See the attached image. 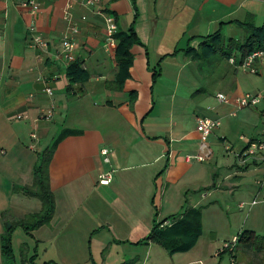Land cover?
Segmentation results:
<instances>
[{
  "label": "crops",
  "instance_id": "obj_1",
  "mask_svg": "<svg viewBox=\"0 0 264 264\" xmlns=\"http://www.w3.org/2000/svg\"><path fill=\"white\" fill-rule=\"evenodd\" d=\"M25 1L0 0V264L10 229L12 264H264V249L251 242L220 252L246 232L264 243V153L239 159L250 143H264V128L242 136L243 112L251 110L232 104L257 96L264 118V59L251 74L238 57L194 62L184 53L217 31L242 41L239 23L264 26V0H44L35 13L22 8ZM106 16L118 32L132 26L139 42L121 89L113 84L116 43H106ZM69 24L77 29L74 61L88 75L82 84L69 82V64L58 57ZM33 35L44 51L30 45ZM200 118L220 125L208 137L209 158L187 162L198 153ZM53 146V215L26 231L18 222L41 203L16 188L32 185ZM107 173L110 182L101 185ZM197 209L199 235L188 251L138 244Z\"/></svg>",
  "mask_w": 264,
  "mask_h": 264
},
{
  "label": "trees",
  "instance_id": "obj_2",
  "mask_svg": "<svg viewBox=\"0 0 264 264\" xmlns=\"http://www.w3.org/2000/svg\"><path fill=\"white\" fill-rule=\"evenodd\" d=\"M244 31L242 41L224 39L219 31L207 36L199 45L197 50L186 49L185 56L194 62H207L211 60H228L236 58L242 60L255 51L264 50V26L256 28L251 19L238 24ZM113 38L116 42L114 60L118 69L114 80L117 89H121L123 83L128 79V70L132 64L130 50L138 46L139 42L135 37L131 26L126 33L118 32L116 29ZM159 76V73L152 74V81ZM66 77L70 83L82 84L87 81L88 75L79 64L74 61L66 68ZM53 147L45 151L40 159L39 165L34 169L33 183L30 187L16 188L25 196L35 198L41 203V210L35 215H30L18 222L24 230L30 231L49 223L53 215V197L48 187L47 167L53 152ZM28 225L29 228H25ZM200 230V210H190L182 218L175 220L174 224L165 230L159 226L154 227L146 238L138 244L152 242L170 254L188 251L194 244ZM11 229L5 232L1 238V252L5 264H12V250L10 244ZM238 243L251 242L257 246V250L264 249V243L259 237L246 232L237 239ZM222 253L231 254L228 251Z\"/></svg>",
  "mask_w": 264,
  "mask_h": 264
},
{
  "label": "built area",
  "instance_id": "obj_3",
  "mask_svg": "<svg viewBox=\"0 0 264 264\" xmlns=\"http://www.w3.org/2000/svg\"><path fill=\"white\" fill-rule=\"evenodd\" d=\"M44 0H27L22 3V8L28 9L32 13H35L38 11L39 3ZM85 1V4L87 6H92L93 1L92 0H83ZM70 8V5H68L67 9ZM64 19L69 22V18L67 17V14L65 15ZM84 20V18H83ZM31 31V30H30ZM116 32V24L112 17L106 16L105 17V40L110 48L115 47V40L113 38V35ZM77 33L76 27L69 24L66 32L63 34L61 39V47L58 52V57L60 60H62L65 64H70L74 62V51H75V42H74V35ZM30 45L32 47H36L40 50L46 49L45 42L39 37L38 35H33L30 40ZM261 58L264 59V50H258L250 54L249 56L245 57L242 61L241 66L248 69L251 74H256L257 70L254 67V62L256 59ZM230 63H233V60H229ZM45 94L48 96L52 95V92L50 89H45ZM216 100L219 103L228 104L230 101L227 99L226 96L222 94L216 95ZM260 102V99L257 96L251 95V94H245L241 97L235 98L232 100V104L237 109H250L255 108L258 106ZM42 116L45 118L51 117V112L49 110L42 111ZM219 121L216 120H210L207 118H200L196 121V132L198 134L199 138V145H198V153L194 157H186L185 160L187 162L189 161H195L197 163H203L205 162L209 156L210 151L208 148L207 140L208 137L212 134L214 130H216L219 127ZM32 141L36 140L35 135L30 136ZM264 153V143H250L247 148L244 150V152L239 156V159L245 161L248 159H253L259 154ZM101 155L104 157V163H108L107 154L105 151L101 153ZM110 182V174H104L100 177L99 183L101 185H108ZM262 186H264V181L261 183ZM257 201H252L250 203V206L257 205ZM242 205H240V208ZM165 225H169V223H165ZM237 243V238H234L231 242L226 243L223 248L221 249V253L224 251H228L232 253L234 250V247Z\"/></svg>",
  "mask_w": 264,
  "mask_h": 264
},
{
  "label": "rangeland",
  "instance_id": "obj_4",
  "mask_svg": "<svg viewBox=\"0 0 264 264\" xmlns=\"http://www.w3.org/2000/svg\"><path fill=\"white\" fill-rule=\"evenodd\" d=\"M262 109V106H257L255 109L250 108L249 111H245L243 112V114L245 115V117H242V120H244V125L242 127V131L241 134L242 136L246 137L247 139L250 138V134L252 133H256L258 131H260L262 128H264V118L262 119V117H259V111ZM247 113H251L252 117L247 114ZM241 120V116H239L238 118V122H240Z\"/></svg>",
  "mask_w": 264,
  "mask_h": 264
}]
</instances>
